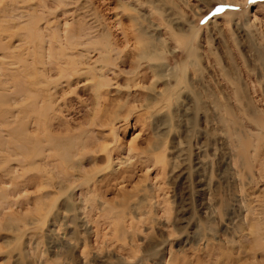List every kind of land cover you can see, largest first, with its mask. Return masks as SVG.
Wrapping results in <instances>:
<instances>
[{"label":"rangeland","instance_id":"obj_1","mask_svg":"<svg viewBox=\"0 0 264 264\" xmlns=\"http://www.w3.org/2000/svg\"><path fill=\"white\" fill-rule=\"evenodd\" d=\"M150 22L165 39L193 27L195 73L167 39L165 61L185 74L160 116L154 76L130 73L134 25ZM76 34L99 45L75 47ZM105 44L117 55L96 98L85 73ZM213 53L246 84H229ZM237 85L264 111V0H0V264H264L230 243L249 206L264 216L252 137L249 173L237 156L236 134L256 131Z\"/></svg>","mask_w":264,"mask_h":264},{"label":"bare ground","instance_id":"obj_2","mask_svg":"<svg viewBox=\"0 0 264 264\" xmlns=\"http://www.w3.org/2000/svg\"><path fill=\"white\" fill-rule=\"evenodd\" d=\"M129 8H131V7H129ZM131 9L134 10L133 8H131ZM133 24H134V22H133ZM246 27H248V26H246ZM160 29L161 28L158 27L157 25H155L154 23H151L147 26H141V25L136 26V25H134L133 42H131V45L137 44L140 47L139 48L137 46V49L139 48V51L135 56V58L137 59L136 60L137 64L135 65V67L131 68V71H130V73L132 74L131 77L132 76L136 77L137 74H139L141 72L140 70L142 68L147 69L154 76L151 84L154 85L155 89L152 90V92L150 94L151 95L150 98L152 99V102H154V105L152 107H155L153 109L155 116H160L164 112L165 108L170 104V101L173 97L171 92L169 91V88L167 87V85L169 86V84H180V83H182L183 79H184L183 77L185 74V68H181L180 70H178V69H176V66L175 67L169 66V64L167 63V60L165 61L166 58L163 56V54L168 53V55L171 56L173 54V52H175V50H176L175 48H170L168 46L169 42L167 41V39L169 40L172 38L175 41V43L177 44L176 48L180 47V45H181L185 50H187L189 43H190V39H191V37H187V36H189L187 33L189 32L190 34H192V32H193V27L191 25H188L186 27V30H184L185 31L184 35H183V33L179 34L180 32H182V27H181V28L175 29V31L172 30L173 32H170L172 35L169 34V31H168L167 34L170 35L171 38L165 39V37L160 36L161 31H162ZM168 30H170V29L168 28ZM247 31H248V29H247ZM75 37L76 36H74V38ZM127 43H129V41H127ZM210 43L208 44V46H211ZM235 44H237V43L235 42ZM72 45H74L75 47H78V48L80 47L81 49H83V48H85V46L90 47V46H97L99 44L97 43V41H94V39L91 37L90 38L86 37V39H83L77 35L75 40L72 42ZM110 46H112V45H110ZM92 51H94V54H96V57L94 59V65H93L94 67H91V69H89L85 73V74L89 75L85 79V82H86L85 84H91V83H89L90 81L93 82L92 83L93 87L95 86L94 87V94L96 95V98H99L101 95L100 90L102 88L108 89L112 83L111 82L112 79L110 78L112 76L111 75L112 72L110 71L109 66L112 65V62L115 60V58H113V59L110 58V55L109 56L107 55V53H109L107 51L113 52L115 55L117 53V50L110 49V47L107 44H105L101 47L93 48ZM187 51H188L187 52L188 57L192 56V58H193V55L191 54V52L189 50H187ZM82 53L78 54V55L81 56V55H83ZM90 55H91V52H90ZM213 56L216 59L217 65H218L222 75L224 76V78L226 79V81L229 84H246L242 78V74L239 71V67L236 65V62L234 63V61L231 60L230 61L231 67L230 66L226 67V65L222 66V63H221L219 57L215 53H213ZM240 56H241L240 58H242V55H240ZM201 58L202 57H200V59ZM205 61H206V59H205ZM195 62H196L195 59L192 61H189L190 69L192 70L193 73H195L197 71L195 69L197 66L195 64ZM242 63H245L243 58H242ZM141 65H143V66H141ZM245 67H246V65H245ZM247 70L249 72L253 71L252 68H247ZM142 74L143 73H141V75ZM142 77H143V75H142ZM171 78L174 80V82L172 81V83L169 82L170 80H172ZM203 80H204L203 78L200 79L194 74L193 76L189 77L187 82L189 84H194V83L203 84L202 83ZM156 84H163L164 89L163 90L162 89H156V87H155ZM116 87H114V88H116ZM112 88H113V86H112ZM116 91H117V89H116ZM246 92L247 91L245 90V87L243 88L242 85L241 86L237 85L234 88V94H235L236 98H238L241 94L243 96L242 98H246L247 97ZM105 95H107V93H105ZM174 99L176 100V98H174ZM247 99H248V103L243 105L242 106L243 109L242 108L241 109L246 114L248 120L252 124H254L256 131L253 133H250L251 131H245V132L236 134V136L238 138V143L242 146V150L240 153L237 154V156L238 157L240 156L244 168L247 169V171L249 173L250 168L246 163V156L244 154V151H245V148L248 147L249 144L251 143L250 137H252L253 140L255 141V144H257L256 145L257 148L255 149V155H254L255 162H256V165L258 167L259 176L261 178H263L264 177L263 173H262V164L263 163H261V158L259 156V152H260L259 149H264V111L253 106L248 97H247ZM114 120L115 119H112L109 116L108 118L105 119L104 122L106 123V125L111 126V125H113ZM7 135H9V137H10V132H8ZM61 156H63L62 157L63 160H66V159H68L69 154L63 152V153H61ZM221 205H222V202H218V204H217L218 209L221 207ZM253 209H254L253 207L249 206V208L247 209V214L244 217V224L245 225H242L240 228L239 237L237 238L238 240L237 241L231 240L230 243H231V245L234 244L235 246H240L239 250L242 252H246L245 251L246 245L248 243H250V250L252 251V254L254 252H259L263 258V261H264V216L262 218L255 216ZM242 243H243V245H240ZM252 257L254 258V256H252Z\"/></svg>","mask_w":264,"mask_h":264}]
</instances>
